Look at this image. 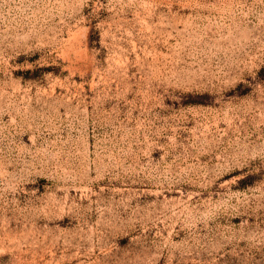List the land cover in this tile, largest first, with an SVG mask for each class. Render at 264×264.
I'll list each match as a JSON object with an SVG mask.
<instances>
[{
    "label": "rangeland",
    "instance_id": "1",
    "mask_svg": "<svg viewBox=\"0 0 264 264\" xmlns=\"http://www.w3.org/2000/svg\"><path fill=\"white\" fill-rule=\"evenodd\" d=\"M0 264H264V0H0Z\"/></svg>",
    "mask_w": 264,
    "mask_h": 264
}]
</instances>
